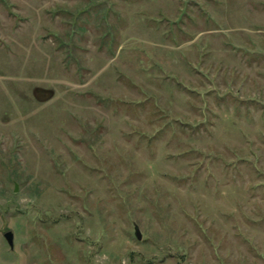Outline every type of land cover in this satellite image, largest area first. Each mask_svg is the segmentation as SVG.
<instances>
[{"label": "rangeland", "instance_id": "rangeland-1", "mask_svg": "<svg viewBox=\"0 0 264 264\" xmlns=\"http://www.w3.org/2000/svg\"><path fill=\"white\" fill-rule=\"evenodd\" d=\"M0 264H264V0H0Z\"/></svg>", "mask_w": 264, "mask_h": 264}, {"label": "water", "instance_id": "water-1", "mask_svg": "<svg viewBox=\"0 0 264 264\" xmlns=\"http://www.w3.org/2000/svg\"><path fill=\"white\" fill-rule=\"evenodd\" d=\"M6 239L8 240L9 245L13 248L14 247L13 235L11 233L7 234ZM138 239H141L140 235H138Z\"/></svg>", "mask_w": 264, "mask_h": 264}]
</instances>
